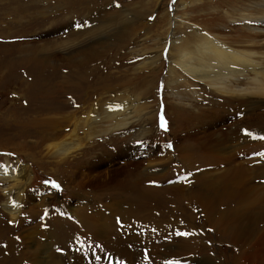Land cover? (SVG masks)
Listing matches in <instances>:
<instances>
[{
    "label": "rangeland",
    "instance_id": "obj_1",
    "mask_svg": "<svg viewBox=\"0 0 264 264\" xmlns=\"http://www.w3.org/2000/svg\"><path fill=\"white\" fill-rule=\"evenodd\" d=\"M177 2L162 0L156 11L142 9L145 0H0V167L8 159L15 172L24 168L26 186L15 224L2 208L0 182V264H12L8 237L47 223L61 235L49 250L55 264H264V107L211 108L182 79L177 97L166 89L169 47L163 63L159 54ZM135 11L140 17L129 24ZM178 27L175 52L189 38ZM152 53L159 61L150 77ZM131 100L139 109L132 127L88 135L82 121L93 105ZM144 127L150 136L131 142ZM75 130L80 154L59 162L44 139L54 131L70 139ZM146 170L151 177L135 193L119 191L123 178ZM143 189H150L144 215L116 217L115 201L138 213ZM12 246L17 254L35 249Z\"/></svg>",
    "mask_w": 264,
    "mask_h": 264
},
{
    "label": "bare ground",
    "instance_id": "obj_2",
    "mask_svg": "<svg viewBox=\"0 0 264 264\" xmlns=\"http://www.w3.org/2000/svg\"><path fill=\"white\" fill-rule=\"evenodd\" d=\"M161 2L162 0H145V3L142 4L141 8L144 9L148 7L149 9L155 8L156 11L161 10ZM179 11H181V17L179 16ZM172 12L175 14L174 17L170 19L167 30V36L171 35V38L168 44L167 39H165V43L162 45L159 54L161 61L157 60V56L152 53V57H149L150 59L145 63L152 68L150 69V77H152V75L154 76L158 70L157 68H154L155 64L158 61L161 63L164 62L162 59L163 51L167 45L169 51L166 89L173 91L172 95L174 97H177L178 95L176 92V88L179 87L178 85L183 84L182 82H191V87L194 91L196 88H200V94L202 92L201 96L200 94L198 95V98L200 96L202 101H207L211 108H217L219 106L226 108L228 106H233L234 103L237 104H235L236 107L244 108L243 110L240 108L242 112H245L247 109L256 110V112H258L260 108H263L264 0H178L173 7ZM139 13H141V11H135V16H133L131 21H128L129 24L138 20L140 17ZM162 15L169 16L167 8ZM180 22L184 26V29L187 30L189 38L184 41L183 45H180V43L175 52L176 41H173L172 39L175 36L176 29L179 28L178 26ZM100 30L101 28H99L98 31ZM90 45L92 46V44ZM74 47L72 46L68 48V50H70L67 53L72 54ZM181 79L182 82L179 84ZM60 82L62 81L60 80ZM165 103H168L167 100ZM196 103L199 102L196 101ZM96 106L93 105L92 108L89 109V112L85 115L84 120L82 121L84 129L88 132V135L91 134L89 135L91 137L98 128L100 129V133L98 134L100 136L111 135L124 130L127 131L131 125H134L135 117L139 113V109L135 107L136 105L132 100L129 102L126 101L123 105H120V107ZM179 107L176 106L175 108ZM200 107L203 111V106L200 105ZM254 116H256L255 119L259 122L262 121L259 113ZM71 119H73V117H68L67 121L69 122ZM67 121L61 122L62 128L64 127L63 124L65 122L67 123ZM258 126H256V128ZM104 127L110 128L111 130H104L105 132L102 134L103 129L101 131V128ZM54 133L57 134L49 135L50 137L45 138L44 140L45 142H48L47 148L51 149L52 156L57 157L59 162H63L66 157H74L80 154L81 142L79 143V136L76 138V130L70 133V139H64L66 137L65 135L64 138L60 139L61 133L59 131H54ZM149 136V131L144 127L141 128L139 133H136L132 137L131 142L137 140L142 141ZM6 162L5 167H0V182L4 185L1 189V194L4 197L2 208L5 210L11 221L16 224L20 221L19 217L21 216L23 207L26 203L24 200L26 186L19 182V178L25 170L24 168L19 167L15 172V170L10 168L8 159ZM151 173V170H146V172L144 171L138 175H130L132 178L126 180H124L126 177L123 178L119 182V191L123 192L130 189V192L135 193L136 190L139 189L138 181H149L147 179L151 177ZM66 190H68V188H66ZM149 191L150 189H143L145 194L144 197L147 199L143 202L141 208L139 207V203L135 206V210L140 208L138 209V213L134 212V206L131 207V212H123L121 203L115 201V204L118 206L117 213L115 214L116 217L121 215L122 218H126V214H128V216L131 215V217H129L132 218L135 213L136 215H144L143 210L148 209L149 206ZM73 193H75V189ZM44 206H46V204H44ZM115 208L116 207L114 206V209ZM117 222L118 221L116 220V223ZM99 223L98 226L100 225V227H102L99 229V235L103 236L104 223ZM47 225L48 227L46 226L44 229L41 226H38L37 229L33 228L31 231H28L27 234L24 233L25 236H22L23 238L21 239L20 237H13L12 239H8L10 237L7 238V244L9 247H4L7 252L5 255L11 258L10 260H12V264H23L24 262L21 263L23 259L26 260L27 258L33 257L38 258L37 262L39 260L41 264H55L56 250L54 249L53 252L49 250L50 246L51 249L54 248V240H60L61 235L59 233L60 231L58 232V229L55 228V225H50L49 223H47ZM47 228L51 229L46 230ZM116 230L117 229H113V233ZM24 241H26V243L31 242L32 246L35 247L34 251L17 254L15 249H13L16 247H13L12 245ZM1 244L6 243L3 242Z\"/></svg>",
    "mask_w": 264,
    "mask_h": 264
},
{
    "label": "snow or ice",
    "instance_id": "obj_3",
    "mask_svg": "<svg viewBox=\"0 0 264 264\" xmlns=\"http://www.w3.org/2000/svg\"><path fill=\"white\" fill-rule=\"evenodd\" d=\"M160 126L162 128H164V129L167 128V123H166V121L163 120V117H161V125ZM262 155H264V154H262ZM54 186H57L58 187V185H54ZM181 235H188V233H181Z\"/></svg>",
    "mask_w": 264,
    "mask_h": 264
}]
</instances>
